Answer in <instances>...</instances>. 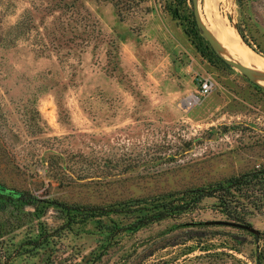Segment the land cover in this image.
Returning <instances> with one entry per match:
<instances>
[{
    "label": "rangeland",
    "instance_id": "374dc122",
    "mask_svg": "<svg viewBox=\"0 0 264 264\" xmlns=\"http://www.w3.org/2000/svg\"><path fill=\"white\" fill-rule=\"evenodd\" d=\"M170 1L0 0V185L102 205L264 168V89L203 56L165 10ZM214 1L199 0L209 30L218 13L264 56V0ZM204 76L215 82L206 95ZM254 192L251 201L260 200L241 212L259 236L229 225L179 226L228 219L206 199L178 218L121 233L105 249L96 223L58 232L46 249L26 244L39 223L59 226L51 208L0 238V264H234L198 249L181 257L196 242H178L207 232L216 233L218 251L248 264L258 253L264 264V189ZM5 207L3 214L13 209ZM225 233L243 253L221 247Z\"/></svg>",
    "mask_w": 264,
    "mask_h": 264
},
{
    "label": "trees",
    "instance_id": "16d2710c",
    "mask_svg": "<svg viewBox=\"0 0 264 264\" xmlns=\"http://www.w3.org/2000/svg\"><path fill=\"white\" fill-rule=\"evenodd\" d=\"M190 3H192V0H171L165 6V10L171 13L173 18L179 20L203 56L212 63L218 60L231 68L201 35L195 21L193 6ZM238 31L246 43H249L244 32L241 29ZM258 51L264 54V51ZM7 189L12 194L0 191V238L26 226L29 222L40 221L53 208L57 211L56 217L59 219V226L55 227L53 231H49L42 227L47 221L39 223L38 234L29 238L26 244L34 248L46 249L47 246H51L50 243L54 242L55 237L59 236L58 232H62V230L70 232L79 226L96 223L98 232L106 237L103 247L105 249L106 246L112 245L115 238L121 233H135L153 223L178 218L199 208L206 199H213L215 201L214 205L227 215V220L245 223L243 220L245 215L241 211L246 210L252 202L260 200L256 197L253 199L254 201H251L252 196L248 195L247 191L251 190L255 193V189H264V168H256L207 185L118 199L102 205L66 203L56 198H40L33 195L25 197L22 192ZM10 203L13 209L3 214L4 209H6L5 206ZM258 205H255L256 208ZM26 206H29L32 210L25 211ZM10 217L12 220H10ZM204 225L198 222L179 224V226H187L192 229L194 227H205ZM241 230L246 229L241 228ZM214 236H216V233L207 232L206 236L191 234L184 238L177 244H186L189 240L196 243L186 247L180 254L181 257L198 249L203 251V255L206 257L212 256L215 259H220L229 256L234 264H248L247 261L234 253L218 251L217 248L220 246L214 247V244L210 243ZM225 240V245L221 247H229V249L238 253L244 252L241 247L242 242L234 234L225 233ZM252 262L253 264H263L258 253L254 256ZM165 264H169V262Z\"/></svg>",
    "mask_w": 264,
    "mask_h": 264
},
{
    "label": "water",
    "instance_id": "95a60500",
    "mask_svg": "<svg viewBox=\"0 0 264 264\" xmlns=\"http://www.w3.org/2000/svg\"><path fill=\"white\" fill-rule=\"evenodd\" d=\"M193 2V12L196 24L201 32V35L209 42L213 50L231 67L238 69L242 74H244L250 81L254 82L256 85L264 89V72L259 71L253 67L245 65L243 63L238 62L230 56H227L226 50L221 42L210 32L207 25L203 22V18L201 16V12L199 9V0H192ZM2 189H0L3 193H11L9 189L0 185ZM12 194V193H11ZM15 195V194H13ZM197 223V222H195ZM198 223L205 225H229L242 229H246L257 236L261 234V231L249 223L236 222L227 219H216V220H207V221H199Z\"/></svg>",
    "mask_w": 264,
    "mask_h": 264
},
{
    "label": "bare ground",
    "instance_id": "6f19581e",
    "mask_svg": "<svg viewBox=\"0 0 264 264\" xmlns=\"http://www.w3.org/2000/svg\"><path fill=\"white\" fill-rule=\"evenodd\" d=\"M214 2L217 3L218 0H215ZM208 3L210 4V2ZM210 31L224 46L227 56L264 72V56L255 52L250 47L244 46L241 38L238 37V30L233 27L235 35L238 36L233 35L231 25L226 18L221 17L218 13L213 16Z\"/></svg>",
    "mask_w": 264,
    "mask_h": 264
},
{
    "label": "built area",
    "instance_id": "2783aa9c",
    "mask_svg": "<svg viewBox=\"0 0 264 264\" xmlns=\"http://www.w3.org/2000/svg\"><path fill=\"white\" fill-rule=\"evenodd\" d=\"M198 81L200 92L204 95L211 93L215 88V82L210 76L200 77Z\"/></svg>",
    "mask_w": 264,
    "mask_h": 264
}]
</instances>
